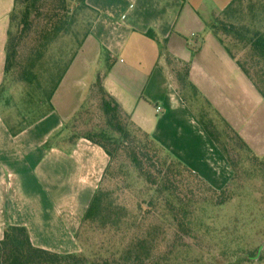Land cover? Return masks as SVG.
<instances>
[{"label": "crops", "instance_id": "0c3cea01", "mask_svg": "<svg viewBox=\"0 0 264 264\" xmlns=\"http://www.w3.org/2000/svg\"><path fill=\"white\" fill-rule=\"evenodd\" d=\"M232 1H85L96 18L52 97V110L18 130L0 113V241L8 227L22 226L38 248L82 250L76 234L109 156L85 138L65 142L61 132L99 76L137 126L216 189L233 171L180 94L178 65L189 66L200 95L264 156V98L209 27ZM13 9L14 0H0V86Z\"/></svg>", "mask_w": 264, "mask_h": 264}, {"label": "trees", "instance_id": "16d2710c", "mask_svg": "<svg viewBox=\"0 0 264 264\" xmlns=\"http://www.w3.org/2000/svg\"><path fill=\"white\" fill-rule=\"evenodd\" d=\"M85 1L81 0L80 6L89 10L92 17L87 21L83 38L74 49L65 50L60 56L43 63V58L56 41L72 34L77 12L71 11L69 0H14L6 45L5 79L18 68L23 82L37 80L41 85L39 77H45L44 83L49 87L47 112L52 110V97L96 18V12ZM240 2L233 0L215 15L209 27L264 98V0H256L251 5L249 24L238 25L232 17ZM35 23L40 27L34 35L37 44L31 51V64L22 68L20 63L17 65L20 46L29 37ZM240 54H243L242 58ZM168 60L169 64H174L172 59ZM174 75L183 99L193 108L205 131L227 158L233 171L229 183L223 189H216L174 158L132 121L104 88L99 76L89 99L73 121L88 114L93 101L101 112L104 126L94 133H74L69 142L74 144L76 140L85 138L97 144L109 156V164L76 237L81 243V232L100 231L104 236L114 237L117 243L111 245L106 253L99 254L98 259L91 260L82 250L60 254L38 248L25 227L10 226L0 241V264H243L248 261L245 256H239L245 250L239 247V242L231 239L232 233L226 228L216 234L224 241L221 257L206 260L203 254H197L196 241L199 236L205 238L217 232L205 221L217 219L219 210L233 199L231 186L236 181L238 164L231 158L232 148L239 146L246 151L248 163L256 173L264 172V156H257L239 133L200 95L189 79L187 64L178 65ZM66 129L67 125L62 132ZM121 151L125 153L136 181L144 183L147 196L132 208L125 205L119 195L123 191L120 184L122 169L117 165L116 155ZM109 179L117 182V188L104 186ZM139 193L144 192L140 190Z\"/></svg>", "mask_w": 264, "mask_h": 264}, {"label": "rangeland", "instance_id": "374dc122", "mask_svg": "<svg viewBox=\"0 0 264 264\" xmlns=\"http://www.w3.org/2000/svg\"><path fill=\"white\" fill-rule=\"evenodd\" d=\"M81 0H69L71 11L77 12L76 25L72 34L65 38H60L49 50L47 56L43 58L46 63L50 58L60 56L63 51L74 49L76 44L83 38L87 29V21L92 17L89 10L82 9ZM256 0H241L240 5L236 7V12L232 21L236 24L250 22L249 9ZM80 7V8H79ZM39 24L35 23L28 38H25L20 46L19 58L17 65L20 63L23 68L31 64L32 49L35 47V34L39 31ZM14 32L15 29L13 28ZM240 58L243 54H240ZM68 56H66V60ZM37 69V68H36ZM39 69V68H38ZM37 69V70H38ZM40 70V69H39ZM13 70L4 83L0 86V113L3 115L7 124L15 130L26 127L44 115L49 109L47 91L49 87L45 85V77H39L41 85L34 80L32 83L20 81V72ZM207 110L205 107L203 108ZM104 126V120L97 103L91 102L90 110L84 117L77 121H71L67 124V129L62 132L63 141L69 142L72 135L94 133ZM260 129V133H261ZM65 139V140H64ZM247 153L239 146H234L231 150L232 160L238 164L236 172V181L232 184L233 199L231 202L222 207L218 212L217 219H207L205 223L213 229H217L214 234L203 238L199 236L196 241L198 246L197 254H203L206 260H213L216 256L221 257L223 242L216 236L222 229H228L232 233L233 240L239 242V247L244 249L239 256L246 257L247 262L243 264H264V246L258 253L264 243V172L256 173L248 163ZM118 167L122 169L120 184L123 191H120L121 201L132 208L134 205L144 199V183L137 182L133 176V170L124 152L116 155ZM116 181L106 180L104 186L108 189H115ZM143 190L144 193H139ZM210 228V230H212ZM80 231V230H79ZM117 243L114 237L104 236L100 231L86 233L81 232V248L83 254L89 259L96 258L101 253H106Z\"/></svg>", "mask_w": 264, "mask_h": 264}, {"label": "built area", "instance_id": "2783aa9c", "mask_svg": "<svg viewBox=\"0 0 264 264\" xmlns=\"http://www.w3.org/2000/svg\"><path fill=\"white\" fill-rule=\"evenodd\" d=\"M162 111V107L157 106V112H161Z\"/></svg>", "mask_w": 264, "mask_h": 264}, {"label": "water", "instance_id": "95a60500", "mask_svg": "<svg viewBox=\"0 0 264 264\" xmlns=\"http://www.w3.org/2000/svg\"><path fill=\"white\" fill-rule=\"evenodd\" d=\"M263 246H264V243H263V245L261 246V248L259 249L258 253H260V251H261V249L263 248Z\"/></svg>", "mask_w": 264, "mask_h": 264}]
</instances>
